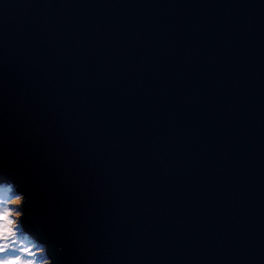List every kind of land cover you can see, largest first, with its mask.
<instances>
[{"label": "water", "instance_id": "1", "mask_svg": "<svg viewBox=\"0 0 264 264\" xmlns=\"http://www.w3.org/2000/svg\"><path fill=\"white\" fill-rule=\"evenodd\" d=\"M0 179L51 264H264V0H0Z\"/></svg>", "mask_w": 264, "mask_h": 264}, {"label": "rangeland", "instance_id": "2", "mask_svg": "<svg viewBox=\"0 0 264 264\" xmlns=\"http://www.w3.org/2000/svg\"><path fill=\"white\" fill-rule=\"evenodd\" d=\"M0 181L2 182L0 186V189L2 191H0V209H9L13 215V217H9V219L16 221L14 231H16L18 238L17 247L26 246L25 248H28L32 252H34L36 254L35 256L26 257H28V259H34L36 261V264H51V261L48 259L45 244L38 243V241L34 237L27 234V232L24 230L22 231V226L20 225V220L24 213L22 211V196L18 193V191L13 189L12 184L4 182V180L2 179H0ZM17 197H19L20 199L18 200ZM1 205H4V207H2ZM17 213H19V215H16ZM23 235L27 236L30 241L26 238L25 240L29 242L22 243L20 240ZM10 254L11 253L0 254V260L4 259L6 255Z\"/></svg>", "mask_w": 264, "mask_h": 264}, {"label": "snow or ice", "instance_id": "3", "mask_svg": "<svg viewBox=\"0 0 264 264\" xmlns=\"http://www.w3.org/2000/svg\"><path fill=\"white\" fill-rule=\"evenodd\" d=\"M17 199L20 198L17 197ZM11 215V211L7 208L0 211V220L3 221L0 223V242H2L0 243V254L11 253L0 260V264H36L34 259L24 258L25 256H35L34 252L25 247H17L18 238L16 231H14L16 221L9 219Z\"/></svg>", "mask_w": 264, "mask_h": 264}, {"label": "trees", "instance_id": "4", "mask_svg": "<svg viewBox=\"0 0 264 264\" xmlns=\"http://www.w3.org/2000/svg\"><path fill=\"white\" fill-rule=\"evenodd\" d=\"M1 183H2V182L0 181V186H1ZM0 191H1V189H0ZM1 192H2V191H1ZM11 217H13V215H11L10 218H11ZM0 221L3 223L2 220H0ZM19 238H20V236H19ZM26 238L29 240V238H28L27 236L23 235V236L21 237V240H20V241H21L22 243L29 242L30 240L27 241V240H25ZM24 247H26V246H24Z\"/></svg>", "mask_w": 264, "mask_h": 264}, {"label": "bare ground", "instance_id": "5", "mask_svg": "<svg viewBox=\"0 0 264 264\" xmlns=\"http://www.w3.org/2000/svg\"><path fill=\"white\" fill-rule=\"evenodd\" d=\"M2 207H4V205H1ZM0 211H3V209H0ZM0 223H2L1 221H0ZM30 257H32V256H30ZM25 259H28V257H24Z\"/></svg>", "mask_w": 264, "mask_h": 264}]
</instances>
